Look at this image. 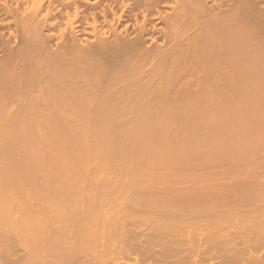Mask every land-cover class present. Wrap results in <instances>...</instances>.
<instances>
[{"label":"bare ground","instance_id":"1","mask_svg":"<svg viewBox=\"0 0 264 264\" xmlns=\"http://www.w3.org/2000/svg\"><path fill=\"white\" fill-rule=\"evenodd\" d=\"M258 75L264 0H0V264H264Z\"/></svg>","mask_w":264,"mask_h":264},{"label":"rangeland","instance_id":"2","mask_svg":"<svg viewBox=\"0 0 264 264\" xmlns=\"http://www.w3.org/2000/svg\"><path fill=\"white\" fill-rule=\"evenodd\" d=\"M255 78H257L256 80L258 81V83H259V80L258 79H260V78H262L260 81L262 82L264 79V75H262V77H261V75L259 76L258 75V77H255ZM262 83H264V81L262 82ZM262 85V84H261ZM263 88H264V85L262 86ZM166 127V126H165ZM164 127V128H165ZM247 128H249V129H246L247 131L248 130H250L251 132H254V129H256L255 127H254V125L253 124H251V125H249ZM180 129H182L183 130V128H180ZM178 130V131H177ZM176 131H177V133H175L174 132V134H178V133H180V130L179 129H177ZM249 132V131H248ZM181 134V133H180ZM179 135V134H178ZM178 137V136H177ZM177 137H174V138H171L170 140H173L174 141V143L173 142H171V146H170V148L171 147H173V150H174V146H175V140H178L179 138H177ZM177 138V139H176ZM175 139V140H174ZM177 143V142H176ZM187 149V148H186ZM48 191H50V190H48ZM39 206H40V204H39ZM38 205H37V208H40ZM33 207H35L36 208V205H34ZM37 208L35 209V210H37ZM191 208V209H190ZM184 207L183 206V208L181 207V209H180V211H185L186 209H190V210H194V209H197V208H194V209H192V207ZM228 208V210L230 211V208L231 209H234V208H232V207H230L229 208V206H227L226 208L224 207H221V209H220V207L219 208H216V209H220V211H228V210H226ZM223 209V210H222ZM238 209V208H237ZM204 217V216H203ZM188 218V217H187ZM206 217H204L203 219H205ZM170 219V218H169ZM212 219H214V221H215V218L214 217H211L210 219H207V221L208 220H211V222H212ZM205 222H203V223H206L207 221H206V219L204 220ZM200 222H202V219H200ZM209 222V221H208Z\"/></svg>","mask_w":264,"mask_h":264}]
</instances>
